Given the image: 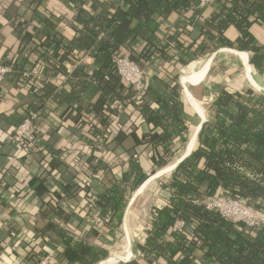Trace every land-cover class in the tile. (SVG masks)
<instances>
[{
	"label": "trees",
	"instance_id": "1",
	"mask_svg": "<svg viewBox=\"0 0 264 264\" xmlns=\"http://www.w3.org/2000/svg\"><path fill=\"white\" fill-rule=\"evenodd\" d=\"M68 2L74 12L73 23L80 27L76 37L67 38L46 20L43 39L27 38L35 41L33 52L43 58L40 73L48 80L44 86L30 83L36 89L37 99L28 110L48 111L46 103L51 97L64 115L72 116L74 111L83 116L93 114L99 123L107 124L124 113L113 108L114 104H132L134 113L149 125L143 138L131 133L136 137L126 150L130 159L120 178L90 197L88 213L97 216L96 226L120 229L128 202L137 189L151 175L175 163L177 143L186 145L193 135L179 81L181 72L169 70L166 63L185 65L223 47L264 53V42L255 40L250 31L253 23L264 26V0H214L219 3L220 12L206 26L210 40L196 46L181 42L180 31L170 33L164 22L173 13L187 9L195 10L191 17L194 19L199 14L197 0ZM41 3L42 0H31L33 10ZM230 25L239 31L234 41L224 36ZM234 49H224L222 53L239 52ZM80 52L93 57L94 66L78 64L69 69L68 64ZM116 54L128 56L146 70L142 93L137 94L122 80L113 62ZM13 69L18 70V66ZM24 73L21 70L18 77L25 79ZM59 75L66 77L70 90L48 79ZM205 90L213 94L210 104L205 105L207 121L190 154L161 181V203L140 250L155 264L159 258L165 264H193L196 251L202 252L203 264H264V224L249 228L208 209L204 203L222 193L264 209V93L249 86L240 91L222 86H205ZM193 94L202 100L201 94ZM139 147L149 154L151 171L140 162ZM179 219L185 226L173 231ZM76 248L83 264H97L109 256L108 251L85 243L76 244ZM123 264L140 262L135 258Z\"/></svg>",
	"mask_w": 264,
	"mask_h": 264
},
{
	"label": "crops",
	"instance_id": "2",
	"mask_svg": "<svg viewBox=\"0 0 264 264\" xmlns=\"http://www.w3.org/2000/svg\"><path fill=\"white\" fill-rule=\"evenodd\" d=\"M31 5V0H0V64L12 63L13 68L18 66V70L13 69L3 81L0 91V264H34L47 255H52L51 264H83L81 253L76 248L78 243L102 248L108 251L109 256L127 243L132 259L137 258L140 264H155L146 259L139 246L145 242L153 215L147 219L142 210L134 209L139 196L147 188L146 186L138 193L140 187L152 175L129 200L120 229H100L96 226L97 216L92 217L88 213V207L92 203L90 197L115 183L128 166L130 155L126 150L131 148L132 140L136 137L131 133L134 131L138 138H143L150 130L143 118L134 113L132 104H114L113 108L118 107L124 113L115 117L111 123L101 124L93 114L83 116L78 115L77 111L72 116L62 114L59 103L50 97L46 103L48 111L38 112L36 127L30 134L26 147L16 150L12 143L16 126L25 118L30 105L37 99L36 89H32L30 83L44 86L48 81L42 72L40 77H31L34 80L18 77L21 70L35 68L42 71L43 68V58L33 52L35 41H27V38L33 36L36 41L43 39L46 20L69 39L76 37L80 28L73 23L74 12L68 0H42L36 11ZM90 5L91 2L88 1L87 7ZM197 9L199 14L194 19L191 17L195 10L187 9L173 13L164 22V27L170 33L180 31V41L186 45L196 46L197 43L210 40L205 29L213 16L220 12L218 2ZM56 18L62 20L57 21ZM250 31L255 40L264 42L263 25L253 23ZM224 36L234 41L239 36V31L234 25H230ZM161 37H164V31ZM22 47L23 51H20ZM224 49L234 48L223 47L208 52L185 65L173 62L170 65L166 63L165 66L171 71H185ZM237 51L247 54L253 73L264 82V53ZM252 60L255 61L251 62ZM78 64H89L92 68L94 58L80 52L73 57L68 68L72 70ZM227 72H239L233 78L241 85L233 90L252 87L247 82L242 64L236 57L228 54L218 56L199 88L195 86L198 89L196 93L202 95V100L193 94L195 90L191 91L188 86L190 80L186 79V86L200 102L198 103L205 111L206 118L208 113L205 98L209 95L213 99V94L205 90V86L229 88V77L225 75ZM193 75L197 74H192L191 79ZM48 79L57 86L67 87L66 90L70 88L64 76ZM179 81L181 84V78ZM182 89L185 93V88ZM186 104L199 119L196 109L189 106L187 99ZM200 122L201 120L197 122L196 127ZM194 143L189 144L184 155L190 154ZM138 150L140 162L147 171H151L149 154L143 147ZM182 157L161 172L172 167L175 169L174 165ZM137 223H140L138 228ZM12 232H15V236ZM196 255L193 264H203L202 252L196 251ZM126 262L127 260H119L113 264ZM156 262L165 264L163 258ZM97 264L112 263L104 259Z\"/></svg>",
	"mask_w": 264,
	"mask_h": 264
},
{
	"label": "built area",
	"instance_id": "3",
	"mask_svg": "<svg viewBox=\"0 0 264 264\" xmlns=\"http://www.w3.org/2000/svg\"><path fill=\"white\" fill-rule=\"evenodd\" d=\"M198 8H205L209 6L214 0H197ZM113 62L117 68L122 80L129 84L137 94H140L144 90V82L146 76V70L140 67L137 63L132 61L128 56L114 55ZM13 71V64H0V91L1 85L6 77ZM26 78L40 77L41 73L38 69H31L25 71ZM39 118V114L36 111H29L25 118L16 126L13 135L12 142L19 148L26 147L27 142L30 139V134L36 127V122ZM208 209L219 211L225 218L232 222H242L249 228L259 227L264 224V209L254 208L239 199L227 197L220 193L210 200L204 201ZM185 226L183 220H177L173 231L181 230ZM15 236V232H12ZM130 245V241H129ZM133 256V255H132ZM52 255H47L34 264H51ZM132 259V257H131ZM131 259L127 260L130 261ZM124 261V260H123Z\"/></svg>",
	"mask_w": 264,
	"mask_h": 264
},
{
	"label": "rangeland",
	"instance_id": "4",
	"mask_svg": "<svg viewBox=\"0 0 264 264\" xmlns=\"http://www.w3.org/2000/svg\"><path fill=\"white\" fill-rule=\"evenodd\" d=\"M222 51L223 50H221L219 52H216V53L212 54L211 56H216V55L217 56H220V55L224 54V52L222 53ZM211 56H209V57H211ZM241 64H242L243 72L245 73V77L248 80L247 82H249V79H250V67L246 63H241ZM187 70H188V68L185 71H181L180 78H182V76L185 75V73L187 72ZM209 70L210 69H207V70H204L201 73H198L197 75H193L194 78L192 77V79H191V75H188L187 80H190L189 81V84H188L189 88L192 86V89H194L195 91L198 90L197 87L199 88L200 84L205 80L206 76L208 75ZM225 75L229 77L228 84L230 85L229 86L230 89H234V88L240 87V85H241L240 82L239 81H236V78H233L235 75H239V72H236L235 74L234 73L227 72V74H225ZM200 78H202L203 80L201 82H198L199 80H197V79H200ZM246 79H244V80L246 81ZM250 85L252 86L251 83H250ZM195 86H197V87H195ZM252 87L254 89H256L258 92L260 91V92L264 93V91L261 88H259L258 86H252ZM209 88H212L213 89L214 87H209ZM200 90H202V89H200ZM208 96H206V98H205L206 99L207 106H208V104H210L211 99H212V96H209V97ZM210 97H211V99H210ZM185 100H186V98H185ZM187 117H188V122L190 124V129H191V132L193 133V135L187 141V144L186 145H183V143H181L180 141L177 143L176 149H175L176 150V157H174V159H173L174 162L177 161V159H179V157L181 156V154H180L181 152L182 153H185L187 147H189V144H193L194 143V141L192 142V139L194 138L195 133H196V130L198 128V126L196 127V122H198L199 120H201V117L199 116V119H198L196 117V115L193 113L192 110H188ZM194 145H195V143H194ZM166 168H168V167H166ZM155 174H153V175H155ZM168 175H169V172L166 171L163 174H161L160 176H158L157 178H155L153 181H151L147 185V188L142 193V195L139 196L136 204L134 205V209L136 211L142 210L143 215L145 214V216H146L147 219H150L151 214L152 215L154 214L157 206L161 203V201H160L161 199H159V195H158L159 194V189H160V183ZM139 226H140V223H137V228ZM128 242H129V240H128ZM123 245H122V249H120L119 251H114L109 257H111V256H113V257L120 256L123 253H125L123 251H125L126 249H128L127 248V243H124ZM117 262L118 261H114V263H117Z\"/></svg>",
	"mask_w": 264,
	"mask_h": 264
},
{
	"label": "bare ground",
	"instance_id": "5",
	"mask_svg": "<svg viewBox=\"0 0 264 264\" xmlns=\"http://www.w3.org/2000/svg\"><path fill=\"white\" fill-rule=\"evenodd\" d=\"M225 55V54H224ZM228 55L230 56H234L236 57L240 63H246L249 65L248 63V57L247 54L245 52H232V53H228ZM218 56H211L206 58L205 60H202L201 62H198L197 64H194V66H190L187 70V72L185 73V75L182 76L181 78V82L186 90L185 94H186V99L187 102L189 103V106L194 110V108L196 109L197 113L199 114V116L201 117V120L204 117V113L205 111L202 109L201 105L198 103V101L196 100V98L194 97V95L192 94V92L189 90V88L186 86V79L188 77V75H192V74H198L203 72L204 70L210 69L212 63L216 60ZM254 58V56H253ZM202 59V58H201ZM229 59V58H228ZM255 61V60H254ZM253 60L251 62H254ZM250 67V65H249ZM249 82L252 84V86H258L259 88H261L264 91V82L258 77L256 76L251 67H250V79ZM194 141L196 140V134L194 136ZM173 167L169 170H172ZM168 170V171H169ZM161 174H163L161 171L157 172L155 175L151 176L150 179L145 183V185L143 187H141L139 189V192H142L143 189L151 182L153 181L155 178H157L158 176H160ZM132 257V253L130 251V249L128 248L125 253H123L120 256H111L107 258L108 263H114V261H119V260H128Z\"/></svg>",
	"mask_w": 264,
	"mask_h": 264
},
{
	"label": "water",
	"instance_id": "6",
	"mask_svg": "<svg viewBox=\"0 0 264 264\" xmlns=\"http://www.w3.org/2000/svg\"><path fill=\"white\" fill-rule=\"evenodd\" d=\"M181 85H182V87L184 88L182 82H181ZM195 112H196V111H195ZM196 113H197V112H196ZM197 116L199 117V114H198V113H197ZM205 121H207V118H206V117L203 118V119L201 120V122L199 123V125H198V129H197V131H196V133H195V134H196V138H197V135H198V133H199V131H200V129H201V127H202V125H203V123H204ZM188 155H189V153H188L187 155H184V156H183V157H182V158L176 163V165H174V168L178 165L179 162H181V161H182L186 156H188ZM149 179H150V178H149ZM149 179H148V180H149ZM148 180H147V181H148ZM147 181H146V182H147ZM146 182H145V183H146ZM145 183H144L141 187H143V186L145 185ZM141 187H140V188H141Z\"/></svg>",
	"mask_w": 264,
	"mask_h": 264
}]
</instances>
